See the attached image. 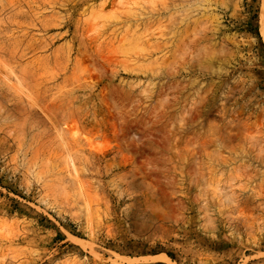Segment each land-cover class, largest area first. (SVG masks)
I'll return each instance as SVG.
<instances>
[{"label":"rangeland","instance_id":"rangeland-1","mask_svg":"<svg viewBox=\"0 0 264 264\" xmlns=\"http://www.w3.org/2000/svg\"><path fill=\"white\" fill-rule=\"evenodd\" d=\"M0 264H264V0H0Z\"/></svg>","mask_w":264,"mask_h":264}]
</instances>
